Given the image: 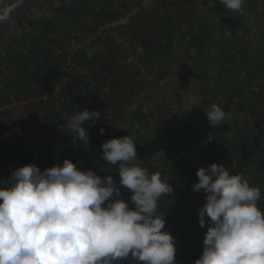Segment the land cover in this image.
<instances>
[{
  "label": "rangeland",
  "instance_id": "374dc122",
  "mask_svg": "<svg viewBox=\"0 0 264 264\" xmlns=\"http://www.w3.org/2000/svg\"><path fill=\"white\" fill-rule=\"evenodd\" d=\"M128 1L122 3L126 2L127 6L119 8L113 0L112 10L121 12L122 16L140 5L142 12L127 25L114 28L124 43L115 45L110 40L103 49L94 42L89 43L86 36H93L96 26L105 20L109 10L104 6H111V0H0V10H10L11 5L14 8L0 22V39H5L0 52H6L5 56L10 54L0 56V139L21 137L32 145H38L41 140L45 145L53 142L73 154L78 145L68 121L72 114L85 108L101 113L99 120L105 129L102 144L118 131L133 140L150 139L154 127L162 120L195 106L209 111L213 104L219 105L227 114L225 121L234 128L238 125V100L256 93L253 88L263 86V82L259 77L250 81L243 92H236L226 83L229 78L222 77L221 70L225 69L224 64H235L246 52L248 43L242 39L247 36L252 35L253 40L259 41V53L264 49L263 29L256 33L248 28L251 18L264 12V0H246L249 5H244L243 14L229 11L219 0H144V4L143 0ZM69 3L74 7L67 13L64 6L68 7ZM36 8L41 14L38 18L44 17L46 21H42L40 29L34 26L33 31L31 27L28 31L23 22L28 20L29 13H36ZM94 14L97 18H88ZM224 16L238 18L243 26L232 30L222 23ZM73 30L82 33L79 44L73 51L66 48L59 54L60 48L69 45ZM195 36L206 41L203 61L195 55ZM32 37L38 38L36 44L32 45ZM131 54L136 59L131 60ZM244 71L238 69L235 79ZM245 72L242 76H247ZM241 82L245 83V79ZM122 102L125 105H120ZM262 110L249 108L244 115L254 120L263 114ZM43 131L46 138L42 139ZM254 132L250 124L248 135ZM210 136L211 141L209 136H198L181 144L187 158L178 165L179 179L168 181L175 190L173 197L170 203L164 202L163 197L159 200L157 214L163 213L168 224L164 230L176 240L178 264H195L204 249L209 218H205L206 226L202 228L198 210L206 200L199 191L193 190L200 167L218 163L226 165L230 174H243L251 185L261 189L258 206L264 210V167L244 162L240 153L230 146L231 133ZM260 154L264 161V148ZM164 161L163 158L156 160L160 171L177 169ZM136 163L142 166L138 156ZM108 165L111 172L107 175L112 174L118 183L119 162ZM5 179L0 173V181ZM178 236L182 238L179 241ZM134 263L140 264L136 260Z\"/></svg>",
  "mask_w": 264,
  "mask_h": 264
},
{
  "label": "clouds",
  "instance_id": "9594fccd",
  "mask_svg": "<svg viewBox=\"0 0 264 264\" xmlns=\"http://www.w3.org/2000/svg\"><path fill=\"white\" fill-rule=\"evenodd\" d=\"M219 2L229 11H245L246 0ZM9 11L0 10V22ZM226 115L216 104L206 112L213 127ZM100 118L99 110L87 108L72 114L73 140L90 143L87 125ZM101 148L102 161L119 162L118 183L112 174L85 171L71 159L43 171L28 163L0 181V264H123L129 257L140 264H178L176 240L164 230L165 216L157 214L160 198L174 193L173 185L136 163L137 147L129 135ZM197 177L193 190L206 193L199 224L203 228L206 217L209 221L195 264H264L261 189L218 163L200 167ZM120 186L132 193L134 208L120 198Z\"/></svg>",
  "mask_w": 264,
  "mask_h": 264
},
{
  "label": "trees",
  "instance_id": "16d2710c",
  "mask_svg": "<svg viewBox=\"0 0 264 264\" xmlns=\"http://www.w3.org/2000/svg\"><path fill=\"white\" fill-rule=\"evenodd\" d=\"M69 4L68 7L67 5L64 6L66 9L65 12L69 11L71 7H74L71 3ZM116 15L119 14L115 13L112 8L111 10L109 9L108 13L106 12L103 22L113 20ZM119 16H121V14ZM221 21L231 29H236L240 22L239 19L230 16L222 17ZM32 22H25L23 25L28 29ZM202 38L203 37H194L193 45L196 48L198 58L203 61L204 45L206 41L202 40ZM201 60H199V62ZM207 111L208 110L203 107L195 106L181 114H176L162 120L161 123L154 127V135L152 138L146 140L138 137L134 140L137 147L138 158L147 160L155 157L159 153H164V156L171 162L185 161L186 156L181 148V144L184 141L198 135L208 136L231 133L232 138L230 146L240 153L244 162H254L264 167V161L260 154V151L264 148V108L262 110L263 114L259 118H254V120L246 119L243 111H239V122L235 128L226 121H223L219 126H210L206 116ZM250 124H253V128L256 130L251 136L248 135V126ZM90 125V149L88 151L82 150L81 141H77L78 146L73 154H71L67 148L53 142H49L45 145L41 140L38 145H32L21 137L13 136L10 138L11 136H9L7 138H1L0 173L5 178H8L13 169L28 163H35L40 167L41 171H43L47 167L55 164L62 165L65 159H71L81 169L85 171L92 169L98 175L106 177L107 174L111 172V168L110 165L105 164L106 161L101 160L102 140L100 129L102 126L98 122L93 123L91 121ZM42 136V139L46 138V133L44 131L42 132ZM123 136H126V133L118 131L112 135V138ZM104 165H107V168L104 167ZM123 264L135 263L134 260L132 261V259L130 260V258H128L123 261Z\"/></svg>",
  "mask_w": 264,
  "mask_h": 264
},
{
  "label": "crops",
  "instance_id": "0c3cea01",
  "mask_svg": "<svg viewBox=\"0 0 264 264\" xmlns=\"http://www.w3.org/2000/svg\"><path fill=\"white\" fill-rule=\"evenodd\" d=\"M63 1L65 2L66 0H63ZM114 1L116 2L115 7L121 8L123 6H127V3L126 2H125V4H122V3H124L123 2L124 0H114ZM127 2H129V1L127 0ZM112 4H113V0H111V6H106V8L108 10L109 9L111 10ZM245 5H249V2L245 3ZM262 5H263L262 6V9L264 11V2H263ZM13 9L14 8L11 5L10 6V10H13ZM37 11L38 10L36 8V13H34L35 16L32 15L31 13H29V17H27L28 20H25L23 22V23H25V22H32L33 21L32 24L30 25L31 31H33L34 26H36L37 29H40L42 27L41 26L42 21H46L44 17L38 18V16L41 15V14L40 13H37ZM67 13H68V11H67ZM118 14H121V12H119ZM257 14L258 15H254V17L251 18L252 23H250L249 24V27H248L249 29H251L252 31H255L256 33H257V30H259V29L260 30L263 29V31H264V12L257 13ZM230 17H232V16H230ZM88 18L89 19H95L97 17L94 14L93 16L88 15ZM236 19H238V18H236ZM240 25L243 26L241 24V21L239 22V25L237 26V28L236 29H232V30H238L240 28ZM29 28L27 29L28 31H29ZM24 31H26L25 28H24ZM21 33L23 34V32H21ZM24 34H27V32H24ZM250 37L247 36V38H250V40H248L247 38L246 39H242V40H245L246 44L248 43L247 44L248 46L245 49L246 52L244 54L242 53V55L239 56V58H238L237 61H234L235 64H228V65L224 64L223 67L225 69H222L221 70V72L223 74L222 77H225L226 79L229 78L228 82H226V83L227 84H231L232 90L233 91H236V92H243V89L246 88V86L248 85V83L250 81H254V80L258 79L259 77H261V81L263 82V86L261 85V87H259V88H255L254 87L253 89L257 90L256 93H253L251 96H248L246 99L244 98V99L241 100V98H240V100H238V103H239L238 104V112L239 111H243L244 114L248 111L249 108H257V110H260V109H263L264 108V65L262 66V63L264 62V49H262L261 52L259 53L257 51V45H258L259 41L258 40H253L252 39V35H250ZM5 38H7V36H5ZM176 38H177L176 41H178V36H176ZM30 39L33 40L32 45L33 44H36V41L38 40V38L34 39L33 37L30 38ZM3 40H5V39H0V46H1V42H3ZM11 40H13V39L11 38ZM27 43H29V41H27ZM29 45H30V43H29ZM5 53L6 52H0V56H2L4 58V57H7V56L10 55V54H8L7 56H5ZM195 55H197V53ZM236 68H238V69H241V68L245 69L246 72L245 71L244 72L247 73V76H242L243 73H244L243 72L242 74H240V76H237L236 79H235V75H236V73L238 71V69H236ZM229 76L231 77V79H230ZM242 78L245 79V83H242L241 82L242 81ZM247 95H249V94L247 93ZM120 105H125V103L122 102V103H120ZM246 119H247V117H246ZM97 122L101 124V121L100 120H98ZM88 124H90V122ZM88 128H89L88 132H89V136H90V143H88L87 144V147H86L85 146L86 144H83V141H81V146L84 148V151H88L90 149V146H91V125H89ZM198 136H202V135H198ZM198 136H194V137H191V138H195V137H198ZM208 136H210V135H208ZM101 140H102V135H101ZM182 151L185 154V151L183 149H182ZM163 156L164 155H162V154L159 153V154H157L155 157H153L151 159H147V160H141V159H139V160L142 162V167H145L146 169H148V171L150 173H154V172H160L161 173L162 172V171L159 170L160 169L159 168L160 167L159 166L160 163H157L156 162V160H158V158H163L167 162H170L168 164L172 166V169H175V168H177L176 170L181 169L178 166L180 164V161L171 162L165 156L164 157ZM185 156H186V154H185ZM186 158H187V156H186ZM166 161H164V162H166ZM163 172H164V170H163ZM121 192H122V194H121V197L120 198H123V199L128 200L129 201V207H131V208L135 207V205L132 204L131 201H130V196L132 194V193H130V190H128L127 188H125V190L124 191L121 190ZM173 194L174 193L168 194V195H165V196H162L163 199H164V200L163 199L162 200L164 202L167 201L166 203H170L171 202V198L173 197ZM186 194H188L189 196H191V194L189 192H186ZM186 200H190V198H187ZM263 208H264V205H263ZM158 215L163 216V213H160ZM173 215H175V214H173ZM171 220H173V219L171 218L170 221ZM166 225L168 226L167 223H166ZM179 232L180 231L178 230L177 233H179ZM176 239L179 241L182 238H180L178 236V237H176ZM180 246H181V244H180ZM181 251H184L185 252V249H182ZM181 255H184V253H182Z\"/></svg>",
  "mask_w": 264,
  "mask_h": 264
},
{
  "label": "built area",
  "instance_id": "2783aa9c",
  "mask_svg": "<svg viewBox=\"0 0 264 264\" xmlns=\"http://www.w3.org/2000/svg\"><path fill=\"white\" fill-rule=\"evenodd\" d=\"M142 4H144V0ZM141 12H142L141 6L136 5L132 9L124 12L122 16H120L118 19L105 21V22L98 24L96 26L95 34L93 36L91 35L86 36L89 43L94 42L95 44H97L99 47L103 49H105L106 43H108L110 40H113L115 45H121L122 43L125 42L124 38L118 37L114 28L118 25H127L134 17H137V15ZM81 36H82L81 31L73 30L67 42L69 43V45L66 46L65 48H60L58 50V53L59 54L63 53L64 49L66 48H68L67 51H73L75 47H77V44H79V39L81 38ZM130 59L134 60L136 59V56L134 54H131ZM79 71L81 74H83L84 72L83 70H79ZM224 166L228 170L227 166L226 165ZM163 175H164L163 178L167 181H170V180L175 181L176 179L177 180L179 179L178 170L166 171L164 172ZM199 192L203 197H206V193L203 190H200Z\"/></svg>",
  "mask_w": 264,
  "mask_h": 264
}]
</instances>
